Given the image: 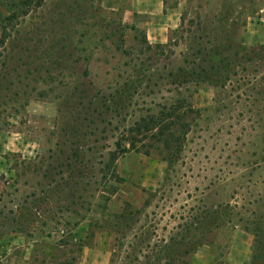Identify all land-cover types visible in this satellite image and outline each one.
Returning a JSON list of instances; mask_svg holds the SVG:
<instances>
[{
	"label": "rangeland",
	"instance_id": "1",
	"mask_svg": "<svg viewBox=\"0 0 264 264\" xmlns=\"http://www.w3.org/2000/svg\"><path fill=\"white\" fill-rule=\"evenodd\" d=\"M130 1L0 0V264H155L226 205L185 260L264 264V0H138L134 21ZM156 16L178 20L165 44ZM179 101L171 161L151 142L111 160Z\"/></svg>",
	"mask_w": 264,
	"mask_h": 264
},
{
	"label": "trees",
	"instance_id": "2",
	"mask_svg": "<svg viewBox=\"0 0 264 264\" xmlns=\"http://www.w3.org/2000/svg\"><path fill=\"white\" fill-rule=\"evenodd\" d=\"M24 3H28V5ZM43 3L44 0H23L22 2L23 5L31 8H39ZM176 104L177 106H175L171 112L160 113L158 117L147 116L146 118H141L132 127L124 130L118 138L116 151L113 152V158L111 160H116L120 155H124L128 152L149 154L150 147L147 146L146 143L151 142L152 148L162 147L166 155V160L171 161V158L176 154L172 147L174 138L173 131L179 130L184 132L186 125L183 123L187 113L190 112L195 114L190 106H186V103L179 101ZM169 170L168 168V171ZM160 191L161 189L157 190L154 195L160 193ZM227 207L229 206H219L217 210H212L204 223L195 224L194 226L192 225L193 223L178 225L176 233L170 236L168 240L165 239L161 242L156 256L152 253V256L144 255V259L152 260L155 258V264H158V262L159 264L160 262L164 264H174V261L179 262V264H188L185 259L195 253L196 249L203 245L198 242V239H204V235H211L217 228L216 226L218 223L212 226L213 228H207L204 226L205 222L208 220L220 222L223 212L228 210L226 209ZM190 219L192 218L190 217ZM195 219H197L196 216L192 219V222L195 221ZM69 246L77 248L80 252L83 249L82 242L76 240L70 234L63 237L59 247L65 248ZM253 261H255V258L252 259L251 264H254Z\"/></svg>",
	"mask_w": 264,
	"mask_h": 264
},
{
	"label": "crops",
	"instance_id": "3",
	"mask_svg": "<svg viewBox=\"0 0 264 264\" xmlns=\"http://www.w3.org/2000/svg\"><path fill=\"white\" fill-rule=\"evenodd\" d=\"M129 7H131L129 13V15L131 16V21H134L133 18L135 15H153L154 12L151 9H149V11L143 10L144 8L140 4H138V0H131ZM126 13H128V11ZM156 15H158V12ZM177 21L178 20H176L173 24L172 18H167L165 16H163V18L160 16L153 17V19L151 17L148 18L146 21L147 32H152L153 34L152 37H150V35L148 34V40L151 41V43L165 44L167 42V38L164 40L163 32H168V30L172 28L175 29L178 26V24L175 25ZM154 31H156L157 33H159V31L162 32V37L156 36Z\"/></svg>",
	"mask_w": 264,
	"mask_h": 264
}]
</instances>
